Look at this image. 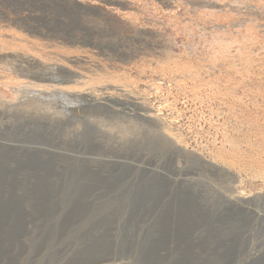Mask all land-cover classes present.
Listing matches in <instances>:
<instances>
[{
    "label": "rangeland",
    "instance_id": "374dc122",
    "mask_svg": "<svg viewBox=\"0 0 264 264\" xmlns=\"http://www.w3.org/2000/svg\"><path fill=\"white\" fill-rule=\"evenodd\" d=\"M260 248L264 0H0V264Z\"/></svg>",
    "mask_w": 264,
    "mask_h": 264
},
{
    "label": "bare ground",
    "instance_id": "6f19581e",
    "mask_svg": "<svg viewBox=\"0 0 264 264\" xmlns=\"http://www.w3.org/2000/svg\"><path fill=\"white\" fill-rule=\"evenodd\" d=\"M51 74H52V72L44 73V74H42L41 77H43V80H51V81H54V79H53V77H52L53 75H51ZM36 77H37V76H36ZM38 77H39V76H38ZM38 77H37V79L40 78V77H39V78H38ZM29 83H30V82H29ZM34 84H35V83H34ZM34 84H33V85H34ZM36 86L45 87V86H43L42 84H41V85L36 84ZM48 88H49V86H48ZM24 92H25V91H24ZM26 92H27V91H26ZM36 95H37V94H36ZM89 96H90V95H89ZM89 96H88V97H89ZM88 97H87V100H89V101H91V102H93V103H95V104H96V103H103V102L98 101L99 99L96 100V99H94V97H93V98H92V97H89V98H88ZM126 103H128V102H126ZM133 104H134V103L132 102V105H133ZM98 105H99V104H98ZM128 105H129V104H128ZM130 105H131V104H130ZM137 115H138L139 117H141V118H144V119L146 118V119H147L148 117L152 116L153 114L151 115V113L149 114V113H147L146 111H143V112H139V113H137ZM152 117H153V116H152ZM150 118H151V117H150ZM149 120H150V119H149ZM156 129H157V128H156ZM163 133H164V132H163ZM38 168H39V167H38ZM99 180H100V179H99ZM255 217H256V216H255ZM257 252H258V254L255 253L254 255H255V256H256V255H259L258 258H257V259H258V262H260V264H264V248H260V250H259V251L257 250ZM45 253H46V252H45ZM61 253H62V252H61ZM247 254H248V253H247ZM245 255H246V254H245ZM251 255H252V254H251ZM251 255H250V257H254V259H255V260H253V261L251 260V261H252V262L256 261V260H257L256 257L253 256V255L251 256ZM48 257H49V256H48ZM244 257H245V256H244ZM246 257H247V256H246ZM250 257H247V258L250 259ZM58 259H59V258H58ZM237 260H238V259H237ZM237 260H236V261H237ZM239 260H240V259H239ZM239 260H238V261H239ZM242 260H243V258H242ZM240 261H241V260H240ZM240 261H239V262H240ZM244 261H246V260H244ZM251 261H250V262H251ZM239 262H237V263L239 264ZM241 262H242V261H241ZM247 262H248V260H247ZM247 262H246V264H247ZM256 262H257V261H256ZM258 262H257V263H258ZM93 263H94V264H102V261L92 262L91 264H93ZM248 263H249V262H248ZM257 263H256V264H257ZM149 264H152V263H149Z\"/></svg>",
    "mask_w": 264,
    "mask_h": 264
}]
</instances>
